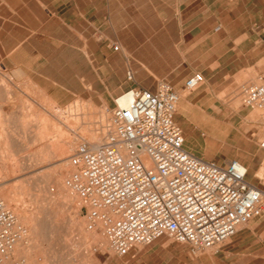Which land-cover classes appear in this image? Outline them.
<instances>
[{"label": "rangeland", "instance_id": "374dc122", "mask_svg": "<svg viewBox=\"0 0 264 264\" xmlns=\"http://www.w3.org/2000/svg\"><path fill=\"white\" fill-rule=\"evenodd\" d=\"M160 8L161 14H187V20H183L187 28L183 31L178 27V19L154 22L155 26L165 25L170 31V38L166 36V47L172 48L174 44L171 41H182L184 37L187 42L181 46L187 45V49H167L161 51L160 58L156 52L145 51L146 59L153 68L163 72L182 63L173 74L183 67L187 72L178 73L179 76L171 82L183 91L186 76L193 72L204 76L203 83L188 92L190 102L186 103L179 97L177 103L175 119L184 129L185 146L195 154L216 162L235 158L245 166L256 151L259 156H264V150L259 147L264 138V110L244 106L241 102V86L249 81H260L264 72V0H170L166 4L161 3ZM15 26H20V31ZM24 27L33 29L30 38L36 44H44L39 30L46 34L51 32V36L57 38L55 40L77 43L70 31L58 28L56 20L49 19L46 14H29L25 19L14 18V14H0V61L6 58L7 47L13 44L14 36L23 37ZM41 53L55 55L64 61L73 52L63 49ZM41 69L55 77L54 68ZM84 70L80 66L79 72ZM125 70L124 67L123 73ZM13 77L16 82L10 80ZM19 78L18 72L4 68L0 62V143L15 145L11 155H2L6 158L2 164L14 170L13 184L5 186L7 188L0 186V191L9 193L11 200L7 206L15 214L20 211L28 220L37 218L38 221L36 232L29 228L28 223L19 221L26 227L25 237L31 241L24 244L25 253L15 257L23 258L26 264H183L187 261L188 245L167 236L135 247L122 257L114 255L110 248L101 252L92 237L82 239V228L87 233L94 228L89 230L86 227L84 207L76 213L57 193L59 175H64L65 171L62 166L54 168L56 157L51 153L56 144L46 145L53 136L55 140L76 137L77 132H82L80 126L83 124L93 129L111 121L113 100L103 96L105 87L97 77L93 85L81 78L64 81L75 91H63L59 99L50 96L53 90L46 89L43 81L39 84L32 80L24 84ZM149 80L153 78L148 76L144 84L148 85ZM49 104H53L56 110L49 109ZM65 107L70 108L73 119L68 118L67 125L63 126L58 111ZM181 114L187 115V119ZM205 123L220 126L219 137L211 136L208 127L203 125ZM105 133L106 130L103 138ZM83 138L78 139L77 146L85 141ZM20 145L25 149H19L22 148ZM262 163V158L252 160L250 166H246V178L264 191V178L255 176ZM29 165L30 168L22 169ZM5 173L8 174L7 171ZM54 177L56 179L52 180ZM15 184L17 187L13 186ZM215 250L227 255L223 264H264V209L219 247L193 255Z\"/></svg>", "mask_w": 264, "mask_h": 264}, {"label": "built area", "instance_id": "2783aa9c", "mask_svg": "<svg viewBox=\"0 0 264 264\" xmlns=\"http://www.w3.org/2000/svg\"><path fill=\"white\" fill-rule=\"evenodd\" d=\"M126 78L133 85L113 99L106 139L96 147L82 141L64 177L85 208L87 229L99 223L118 257L161 236L186 243L192 254L219 247L263 211L264 191L247 180L239 160L220 164L185 146L175 119L179 94L170 82L146 88L131 69ZM203 81L193 72L183 85L195 89ZM241 102L264 110V72L246 84ZM26 232L0 200V264H26L12 252Z\"/></svg>", "mask_w": 264, "mask_h": 264}, {"label": "crops", "instance_id": "0c3cea01", "mask_svg": "<svg viewBox=\"0 0 264 264\" xmlns=\"http://www.w3.org/2000/svg\"><path fill=\"white\" fill-rule=\"evenodd\" d=\"M169 1L0 0V14H14V18L21 19L28 18L29 14H46L49 19L56 20L58 28L70 31L77 41V43H73L55 40L57 38L51 36V32H48V35L46 31L44 33L39 30L40 38L44 40V44H36L30 38L34 32L33 29L24 27L23 37L16 38L14 36L13 44L7 47L6 58L1 59L0 62L4 68L18 72L21 77L19 80H22L24 84L26 82L28 84V81L31 83L32 80L39 84L43 81L46 89L53 90L50 96L55 99L61 98L63 91H75L73 86L69 83L65 84L64 81L81 78L90 85L99 79L98 81L102 82L105 87L103 96L113 100L133 85L126 78L128 67L134 70L135 83L143 87L154 88L156 81L161 79L172 84L171 81L179 76L178 73L187 72V69L183 67L176 74H173L182 63L163 72L153 68L149 59H146V55L143 54L145 51L156 52V56L160 58L162 57L161 51L187 49V45L181 46L182 43L186 44L187 42L184 37L182 41H175V43L171 41L174 44L172 48L166 47V36L170 38V31L165 25L160 27L159 24L158 26L154 24L160 19H178L180 20L178 22L179 29L183 31L187 28V23L183 22L184 19L187 20V14H175L174 12V14H161L160 4H166ZM47 23L50 22L47 21ZM15 27L20 31V26ZM113 43L119 44V50H113ZM63 49L73 52L71 57L64 61L55 55L48 56L47 53H41L48 50L60 51ZM48 66L54 68L55 77H50L41 69ZM80 66L85 68L83 73L79 72ZM124 67L126 68L125 73H123ZM58 75L63 78L58 79L56 77ZM148 76L152 77L153 80H149V84L145 85L144 79ZM10 80L17 81L14 77ZM172 85L179 93L182 101L190 102L187 91ZM181 115L187 119V115ZM182 130L185 137L183 127ZM260 158L264 160V156H259L256 151L250 159L251 162L249 161L246 166L249 167L252 160L257 159L258 161ZM218 163L223 164L225 162ZM188 255L187 261L183 264H223L227 257L225 253L219 250L200 255H193L188 251Z\"/></svg>", "mask_w": 264, "mask_h": 264}, {"label": "bare ground", "instance_id": "6f19581e", "mask_svg": "<svg viewBox=\"0 0 264 264\" xmlns=\"http://www.w3.org/2000/svg\"><path fill=\"white\" fill-rule=\"evenodd\" d=\"M252 81H249L248 83H250ZM248 83H245L241 86L242 90H243V93H244V88L246 87V84ZM193 89H184V91H192ZM179 94V93H178ZM47 98V97H46ZM124 101V99H122L119 103L122 104ZM179 101V100H178ZM48 103V102H47ZM178 103V102H177ZM49 109H54V106L53 104H49ZM56 109H54L55 111ZM53 111V110H52ZM59 112V117H60V124H62L63 126H66L67 125V120L68 118L70 119H73V113L72 111L70 110V108H62ZM219 121V120H218ZM110 122L111 121H106L105 124H101L100 127L98 128H89L86 124H83L80 126V129L82 132H77V134L75 135L76 137H65L61 140H55L56 138H54V136L52 137V140L50 141V143H48L46 146H53L56 144L55 146V149H53L54 151H52L51 154H54L55 157H56V160L53 162V165H55L54 168H57V167H60L62 166L65 171V174H60L59 175V178H60V181H58L57 184L58 185V189H57V193L60 194L61 196H63V198H65L67 201H68V204L70 207H73L75 209V212L77 213L78 210L80 209V207H82V202L80 200V198L77 196V194L75 192H73L71 189H69L66 184H65V181H64V177L66 175V172L69 171L73 165L71 163V160H70V156L75 152V150L77 149V142L79 138H83V136L85 138H83L85 140V142L89 143L91 147H96L97 145L101 144L104 142V140L106 139V135H107V131L111 128V125H110ZM109 123V124H108ZM109 125V126H108ZM205 125L206 127H208V129L210 130L211 132V136H218L219 137V127L220 126H217V124H203ZM77 126V125H76ZM108 126V128H107ZM53 128V127H52ZM78 128H79V125H78ZM60 130V126H59V129ZM106 130V133L104 135V138H103V134ZM54 131V130H53ZM218 132V133H217ZM222 132V131H220ZM225 132V131H223ZM50 133V132H49ZM43 134V133H42ZM42 134H39V135H42ZM74 134V132H73ZM222 134V133H220ZM47 135V134H46ZM46 135L44 137H46ZM50 135V134H49ZM223 136V135H222ZM4 137V136H3ZM43 137V135H42ZM41 136L38 138H42ZM103 138V140H101ZM4 142V141H3ZM20 143V142H19ZM79 145V144H78ZM15 146V145H14ZM13 146V147H14ZM22 146V145H20ZM24 146V145H23ZM19 148V149H25V148ZM45 146V145H44ZM45 146V148H46ZM13 147H11L10 144H8V142H4V143H0V186H4V188H7L5 186L9 185L10 183L13 184V176H15L14 174V170L8 166H5V164L3 165L2 163L5 161L6 158H4V156L6 155H11L12 152L14 151V149H12ZM25 147V146H24ZM50 148V147H49ZM16 149V148H15ZM43 150L41 149V152ZM40 152V153H41ZM45 152V150H44ZM2 155H4L2 157ZM53 155V156H54ZM54 157V159H55ZM8 158V157H7ZM52 158V157H51ZM21 161V160H20ZM50 162V161H49ZM5 163V162H4ZM23 164V163H22ZM31 165L27 166V167H22V169H27V168H30ZM61 167V168H62ZM15 168V167H14ZM18 169V168H17ZM16 170V169H15ZM20 170V169H19ZM56 170V169H55ZM5 171L8 172L5 173ZM17 171V170H16ZM21 171V170H20ZM19 172V171H18ZM11 173V174H10ZM255 176L259 179H263L264 178V160H263V163L262 165L260 166V168L255 171ZM58 178V179H59ZM51 179V178H50ZM56 178L54 177V179L52 180H55ZM46 181V180H45ZM49 181L48 180V184H49ZM264 182V181H263ZM17 184V183H16ZM13 185L14 187H17L19 186L20 183H18V185L16 186ZM46 184V183H45ZM21 185H22V182H21ZM7 190H4L2 191L1 189V193L3 192V195L1 196L0 200L6 205V207H8L7 205L9 204V201L11 200V198L9 197V193L6 192ZM3 197V198H2ZM5 197V198H4ZM18 201V200H17ZM17 203V202H16ZM262 203L264 204V193L262 194ZM73 209V210H74ZM43 210V209H42ZM45 211V210H44ZM38 213V212H37ZM15 214V213H14ZM18 216H17V215ZM16 218L19 221H22L24 223H28L29 225V228L33 229L35 232L37 231V226L38 225V221H37V218H32V219H29L26 217V215L24 216L22 214V212L18 211L16 213ZM35 215V214H34ZM33 216V215H32ZM39 217V216H37ZM20 223V222H19ZM82 226V225H81ZM30 229V230H31ZM43 230V229H42ZM32 235V234H31ZM81 235L84 237L82 239H85L86 237H92L93 240H95V243L97 244V247L98 249L101 251V252H105L107 248H110L109 247V242L103 232V229L102 227L100 226L99 223H97L93 229V231H89V233L86 232L85 229H81ZM29 236V235H27ZM34 237V236H33ZM28 241H31L28 239V237H25L24 239L20 240L19 242H17L13 249H12V252L14 254V257L17 256V254H20V253H25V246L24 244L27 243ZM30 244V243H29ZM210 249H213V248H209L208 250ZM33 250V249H32ZM29 251V250H28ZM110 251L112 252V250L110 249ZM28 253V252H27ZM31 256V255H30Z\"/></svg>", "mask_w": 264, "mask_h": 264}]
</instances>
